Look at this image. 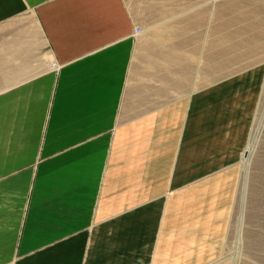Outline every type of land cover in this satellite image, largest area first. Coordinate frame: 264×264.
<instances>
[{
  "label": "crops",
  "instance_id": "crops-1",
  "mask_svg": "<svg viewBox=\"0 0 264 264\" xmlns=\"http://www.w3.org/2000/svg\"><path fill=\"white\" fill-rule=\"evenodd\" d=\"M126 2L0 0V264H124L118 259L129 244L147 249L153 263L159 243L187 245L190 229L215 225L212 211L224 213L229 195L218 197L217 186L224 177L233 181L236 172L235 183L239 178L240 150L254 119L244 112L216 131L222 135L210 137L206 117L197 127L189 124L190 106L183 115L172 108L174 100L153 104L152 92L129 79L133 30L142 25ZM178 118L184 130L176 146L170 128ZM187 129L199 131L197 137L186 140ZM233 138L246 140L237 145ZM216 139L228 143L229 160L217 151ZM111 147L123 153V169L108 172L123 177L119 193L139 196L119 203L123 210L103 199ZM209 159L213 170L184 177L190 183L177 188L164 181L171 173L155 172L166 162L186 167ZM154 207L162 209L160 216ZM136 219L156 225L154 243L144 239L141 224L133 229ZM185 219L191 224L184 229L173 226Z\"/></svg>",
  "mask_w": 264,
  "mask_h": 264
},
{
  "label": "rangeland",
  "instance_id": "rangeland-1",
  "mask_svg": "<svg viewBox=\"0 0 264 264\" xmlns=\"http://www.w3.org/2000/svg\"><path fill=\"white\" fill-rule=\"evenodd\" d=\"M126 1L134 18L144 27L140 26L143 28L141 34L134 33L136 47L128 70L129 79L133 85H141V92H152L150 96L153 104L160 106L174 100L172 108L183 115L184 111L188 113L190 106L189 124L196 126L202 116L206 117V134L212 131L210 137L222 135L216 131L225 129L234 118L242 119L244 112L254 122L248 143L240 150L242 160L238 170L239 178L235 183L236 174L238 175L236 172L233 181L224 177L222 186H217L220 189L218 197L222 198L223 194H228L229 197H223L224 213L212 211L216 224L208 222L202 228L190 229L191 237L184 246L171 245L166 248L162 241L159 243V251H155L153 263H150L149 256L145 254L149 252L147 249H135L131 244L127 245V251L118 260L124 261V264H264V0ZM150 42L154 46L151 47ZM134 76L137 77L136 80L133 79ZM179 79L182 80V85ZM233 104L240 111H236ZM246 104L252 108L248 109ZM180 119H174L176 125L174 123L175 127L170 128L176 146L183 138L184 126ZM167 126L171 127L169 124ZM188 131L187 129L185 133L186 140H189L190 134L197 137L194 133L199 132ZM245 140L246 138H242L237 143L233 138L237 145ZM216 142L221 143L217 144L220 146L217 151H220L223 159L229 160L230 155L225 157L229 151L228 143L221 139H216L214 143ZM176 146L172 159L178 157ZM114 150L113 147L110 148V155L105 161L106 171L102 176L103 199L109 200L113 208L123 210L119 203L123 205L133 202L139 196H123V193H119L123 192V177H113L112 173H108L110 169L112 171V167L118 168L116 174L123 169V153L119 150L116 154ZM212 162L214 161L209 159L206 164L194 163L186 167L166 162L163 168H156L155 172L158 176L171 173L173 176L169 175V179L164 181L170 180L171 186L177 188L190 183L184 182L182 178L198 174L205 168L213 170L216 166ZM97 175L98 173L95 178ZM227 181L228 187L232 182L233 191L229 193V188L224 186ZM192 185L194 184L186 187L189 189ZM208 186L216 187L211 184ZM156 189L160 187L157 186ZM219 189L213 193L217 194ZM178 194L176 192L175 195ZM191 194L194 195V188L189 197ZM206 204L202 202L199 211ZM153 210L156 215L162 212L161 208L154 207ZM195 221L196 219L193 220ZM187 224L185 219L173 226L184 229L181 225ZM190 224L189 222L188 225ZM132 227L141 230L144 239L149 238L150 242L154 241L158 233L156 225L152 228L151 224L142 223L138 219ZM165 227L166 225L164 229ZM166 234L165 229L162 240ZM199 240L205 243L200 245L197 242ZM151 255L154 257L153 253Z\"/></svg>",
  "mask_w": 264,
  "mask_h": 264
},
{
  "label": "built area",
  "instance_id": "built-area-1",
  "mask_svg": "<svg viewBox=\"0 0 264 264\" xmlns=\"http://www.w3.org/2000/svg\"><path fill=\"white\" fill-rule=\"evenodd\" d=\"M134 33H142V29H141V27L139 26V25H136V27H134Z\"/></svg>",
  "mask_w": 264,
  "mask_h": 264
}]
</instances>
